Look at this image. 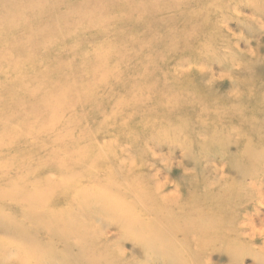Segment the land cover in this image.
Wrapping results in <instances>:
<instances>
[{
	"label": "bare ground",
	"instance_id": "obj_1",
	"mask_svg": "<svg viewBox=\"0 0 264 264\" xmlns=\"http://www.w3.org/2000/svg\"><path fill=\"white\" fill-rule=\"evenodd\" d=\"M2 1L21 2L0 0V12L3 11ZM28 1L34 4V0ZM174 1L167 12L160 1L159 8L153 10L156 15L160 11L166 14L167 19L172 18L171 24L168 25L170 29L163 26L167 24L165 19L160 18L161 24L157 25L148 21L144 17L145 13L142 16L144 25L156 27L155 33L161 32L163 35V39L157 38L158 51L145 49L147 55L152 57L151 62L160 60V63H164L166 60V55L160 56L158 53L162 51V45L170 44L174 47L171 52L175 54L168 57L166 64L157 66L161 67L156 72L160 78L156 85H151L152 88L156 87V93L149 94V86L141 89L142 93L136 102L141 105L140 114L130 113L126 102L129 103L131 98L125 101L126 98L123 100L122 97H115L119 105L115 110V105L112 104L111 110L115 112L110 110V116L106 118L112 143H106L107 149L100 151L104 165L97 167L96 163H99L100 159L96 158H91L88 165L90 169H94L91 174L94 175L93 187L100 190L101 199L94 206L98 210H104L108 225L113 224L135 235L136 238H131L130 241L134 249L142 248L139 251L140 260H145V263L149 260L146 255L153 252L150 264H245L246 256L253 259L254 264H264V213L261 211L264 210V158L260 159V156H264V145L256 144L264 143V110L255 109L253 94L246 85L241 84V88H238L230 83L228 89L223 91L212 77H207L206 66L216 51L205 52L201 56H188L189 53L185 52H188L190 46L182 39L185 33L188 34V31H185L187 26H184L185 30L178 29L183 27L180 25H183L184 21L188 24L197 18L196 23L203 24L209 20L214 27L218 26L217 31L221 30L220 25L224 19L232 15L235 17L232 7L245 4L255 14L253 21L248 20L246 26L250 22L264 34V0ZM88 2L92 0H84L81 4L82 7H87L85 11H71L69 19L60 22L57 34L59 37L47 28L31 36V29L24 27L23 22L13 24L22 18H17L12 11L7 13L9 24L4 28L9 31L8 34L22 30L23 36L16 38L7 35L8 38H4L0 34V57L12 54L23 57L22 52H27L28 55L31 51L36 53L38 47H47L44 52H39L33 57L31 63L20 66L22 70L16 76L19 80L13 81L0 72V77L10 80L5 82L0 79V178L4 174L11 176L16 172L24 176L18 189L7 180L10 183L8 188L11 187L10 207L17 206L21 212H26L32 202L44 206L39 213L33 214V211H30L33 215L30 217L31 222L29 218L19 223L16 220L0 223L5 233L13 237L19 233L28 236L35 243L36 247L30 252L31 260L28 261V258L24 257L28 263L46 264V257L40 254V250L44 251L39 247L42 243L45 244L46 251L52 252L53 256L58 258L61 255L60 244L71 237L87 243L85 249L92 257L84 259V251H79L78 255H74L79 258V264H140L129 263L126 257L130 254L119 244L112 247L106 245L105 234L103 236L101 233L90 232L88 227L93 226L89 225L90 223H83L81 230L74 231V221L64 219L63 215L59 214V190L61 181L65 180L62 175L66 171L59 165L62 163L59 161L62 153L60 129L67 125L68 116L75 117L76 105L85 108L94 103L93 99L98 98V93H90L88 88L71 90V87L77 85L78 79L77 70H74L78 60L74 52L94 51L93 39H79L82 40V36L92 31L97 36L102 33L105 35L108 32L106 27L110 26H102L95 20L86 21V25H83L86 12H97ZM51 12L47 13L50 18ZM174 23L178 27L173 26ZM176 27L178 30H175ZM146 34L149 33H144V36ZM61 42L66 45L56 48ZM74 45L76 47L71 52L70 48ZM255 47L257 46L251 43L254 53L257 51ZM256 54L261 59V56ZM157 55L160 59L156 58ZM104 56L98 53L89 54L81 59V64L86 66L90 61L106 58ZM205 62L208 64L205 65ZM187 66L190 67L189 70H184ZM101 72L100 70L99 73L90 74L92 79L89 78L88 81L96 79L102 82L105 74ZM83 73H80V81L84 77ZM117 88L116 91L121 93L126 92L127 87L123 88L122 85ZM97 90L100 92V89ZM110 93L113 94V89H110ZM134 95L136 97V94ZM163 115L176 121L179 119V127L182 129L173 128L168 130V133L179 131L181 136L186 132L189 138L205 137L206 144L202 145L199 141L198 148L202 150L206 145V150L190 154L186 165L183 163L184 168L180 167V176L169 175L171 172L175 173L173 167L150 151V137L142 135L143 132L152 133L153 130H146L152 128ZM194 126L198 127L197 132L194 130L198 135L193 134ZM135 133L138 136L134 137ZM77 138L74 141H80L79 136ZM194 141H187L189 152ZM210 148H214L215 150H212L215 152H211ZM233 150L237 154L230 157ZM147 153L152 155L154 162L152 159L142 161L143 157H148ZM84 156L81 163H86L88 155ZM77 157L75 160L78 162L81 157ZM215 158L219 159L220 167L213 163ZM158 160L163 163L162 166L157 167ZM257 162L258 169H255ZM79 166L75 167L78 169ZM84 170H87V167ZM32 175L40 182L31 184L28 177ZM47 179L51 181L49 185ZM70 182L66 181V184ZM12 196L20 198L19 201ZM45 200L46 203L42 204ZM27 215L29 216V212ZM93 218L97 219L98 214L95 213ZM94 220L91 221L92 224ZM29 225L33 228L26 232ZM128 233H121L119 239L126 240ZM0 252L11 254L13 250L0 248ZM213 259L217 261L214 262Z\"/></svg>",
	"mask_w": 264,
	"mask_h": 264
},
{
	"label": "rangeland",
	"instance_id": "obj_2",
	"mask_svg": "<svg viewBox=\"0 0 264 264\" xmlns=\"http://www.w3.org/2000/svg\"><path fill=\"white\" fill-rule=\"evenodd\" d=\"M83 1L84 0H48V2H46L43 0L42 2H39L38 0H34V4L28 3V0H21V2L2 1L1 8L3 11L0 12V34L4 38H8V36L21 38L23 36L22 30L14 31L13 33L10 32V34H8L9 31L4 28L7 24H9L7 21V13L12 11L16 14L17 18H22L15 21L13 24L23 22L24 27H28L29 29H31V36L37 35L43 28H47L55 35H57L60 30V22L67 21L69 19V14L71 13V11H77V9L80 11H85L87 9V7H82L81 4ZM159 1L160 3L162 2V5L159 4ZM51 2H56V4L52 5ZM174 2V0H100L97 2L92 0V2H88L90 7L96 8L97 12L93 14H89L88 12H86V17L84 18L83 25H86V21L91 22V20H95L98 21L96 23H101L102 26L105 24H110V26L108 25L106 27V30L108 32L105 35H103L102 33V35L99 34V36H97L94 31H92L90 33L87 32L84 36H82V40L79 39V41L93 39L92 43H95L94 51L88 53L86 50H84L79 53L78 50H75L74 54L76 56V59L78 60V63L74 70H77L76 76L78 77V79H76L77 85H75V87H71V90H75L76 88H88L90 93L94 94L96 91L98 93V98L93 99L94 103L87 105L85 108H82L81 106L78 107V105H76V103L74 102L76 105L77 113L75 117L68 116L67 125L61 127V132L59 133V137L62 142V145L60 144L62 153L59 157V161H61L62 163L59 165L63 166V169L66 170L65 174L62 175L65 180L61 181L59 190V196L61 198L59 214L63 215L64 219H71L74 221V231H77V229L81 230V225L83 223H90L89 225H93L92 227H88L89 231L95 232L96 234L101 233L103 236L105 234V239L107 242L106 245H110L112 247L119 244L120 246H122V249L130 254V256L126 257L129 263L138 262L140 264H150L154 253L152 252L151 255H146L149 259L147 263H145V260L141 261L139 251L142 248L139 247L140 249L138 250L134 249V245L130 241L131 238L132 240L136 238L134 237L135 235H133L132 232H126V230L122 229L121 227H115V225L113 226V224L108 225L104 218V210H98L94 206V204L98 203L99 199H101L99 196L100 190L97 187H93L95 186L92 180V177H94V175L91 174L94 169L91 168V170L88 165L91 158H96L98 160L100 159V162L96 163L98 164L97 167H102L104 165V160L102 161L100 151L107 149L106 146L108 145L106 143H112L111 139H109L111 130L108 128L109 126L107 124L106 118L108 117V115L110 116L111 105H115V110L119 105L118 102L116 103L115 97L119 99L124 98L123 100H125L126 98L125 101L131 98L129 103L128 101L126 102L130 108V113L135 112L140 114V112L142 111L141 105L140 103L136 102L142 93L141 89L143 87L149 86V94L156 93V87L152 88L151 85H156L158 78H160V75L158 77L156 72L157 70H160L159 68L161 67L157 66L167 63L168 57H172L171 55L175 54H172L171 52L174 47H172L170 44L162 45V51L158 53L160 56L162 54L164 56L166 55V60L164 61V63H160V60L157 62H151L152 57L151 55H147L145 49L158 51V48L156 47L158 44L157 38L163 39V35H161V32L155 33L156 27L151 28L152 26H149L148 24H145L147 27H144L145 25L141 20H144L142 16L145 13L144 17H146V19L151 23L154 22L153 24L157 23V25L161 24L159 20L160 18H162L163 20L165 19V22H167V24L163 26H168L172 18L167 19L166 14L160 11L157 12L156 15V12L153 10H156V8H159L158 6L161 5L162 7L165 6L164 9H166L167 12V10L172 6L171 4H173ZM241 6L234 5V7H232V12L235 17L232 15L224 19L222 22L223 26L220 25L221 30L218 31L216 29V27L218 26L214 27L209 20H206L207 22L203 24L201 22L199 24L196 23L198 22L196 21L197 18L195 21L191 20L193 24L190 23L191 21H189L188 24H185L186 21H184L183 25H180L183 27H178L177 25H175V23L172 25L177 26L181 31L185 29V31H188V34L185 33V35L182 36V39H185L190 46L187 49L188 52H185L189 53L188 56H201L204 55L205 52L212 53L216 51L214 52V54H212V59L213 57L216 58L213 60L211 59L209 64L208 62H205V65L208 64V66H206L208 73L207 77H212V79H214L218 83L216 85H218L219 88L223 91L228 89L227 86L230 85V83L237 85L238 88H241V84L246 85L249 89H251V93L253 94L255 109L258 111H263L264 34L260 30H257L255 26H253V24L250 22L246 26L248 20L253 21L255 14L251 11L249 6L245 4ZM192 7L193 6H191V8ZM50 11H52L51 18L47 16V13ZM256 17L259 18L258 16ZM184 26L187 27L184 29ZM177 27L175 28V30H178ZM36 29L39 32L36 31ZM144 33L149 34H146L147 36H144ZM57 36L59 37V35ZM203 42L206 43L202 44ZM251 43L257 46L255 47L257 48V51L255 53L251 48ZM42 44L46 45L47 43ZM74 44H76V42H74ZM63 45H66V43H58L55 47L58 48L62 47ZM76 45L71 46L72 49L70 48V51H74ZM84 46L85 44L82 47ZM165 46L167 47V49H165ZM215 46H218L219 48ZM45 48L47 47H38V51L36 53H32L31 51L30 53H28V55L27 52H22L21 55L23 57L13 54L0 57V72L3 73L4 76H9L10 79L14 81L17 74H19L22 70L20 66L30 62L33 57H36L39 54V52H44ZM96 53H98V55L103 54L106 58L94 62L90 61L89 64H86V66L81 64L82 58L87 57V55L89 54ZM256 53L261 56V59L257 57ZM159 55H157L156 58L160 59ZM189 68L190 67L187 66L184 70H189ZM83 69H86V71H82ZM100 70L102 71V74H105V79L103 77L102 82H99V80L96 79H93V81H88L89 78H91L90 74L94 75L95 73H99ZM81 72H84L82 74V77H84L80 81L79 79L81 77ZM213 73H215L216 76ZM0 79L1 81L5 82L10 81L5 77H0ZM16 80H19V78H17ZM122 85L123 88L124 86H126L128 89L125 88L126 92L121 91V93H118L116 89H118L117 87H120ZM97 89H100V92H98ZM110 89H113V94L110 93ZM134 94H136V97ZM133 98L135 100H133ZM75 105L73 104V108H75ZM148 108H150V106ZM115 110H111V112L114 113ZM158 120L152 128L146 130H153L152 133L143 132L142 135L148 138L150 137L149 139L146 138L149 140L150 151L156 153L158 156L163 158L165 162L167 161L170 167H173V171L175 173L171 172L172 174L170 173L169 175L171 176L175 174V176H180V173L182 172V170H180V167H182V169L184 168V164L188 162V157L190 158V154L202 152V150L204 149L206 150V145L203 146L202 150H200V147L198 148L199 141L202 142V145L206 144V142L204 141L205 137L201 136L200 139H198L197 137L189 138L187 137L186 132H184V135L181 136L179 134V131L177 133H172V131L168 133V130H171L173 128L181 129V127H179V119H177L178 121H176L163 115ZM75 122H77V124H75ZM194 130L197 132L198 127L194 126L193 128V134L198 135L197 133H194ZM82 131H84V133ZM137 133H135L133 136H138ZM78 136L80 138V141H74L78 139ZM82 137L84 140H82ZM191 139L192 141L195 140L193 142L195 147L192 144V148L189 152L186 144L187 141H191ZM82 144L86 145L82 146ZM256 144L257 146L264 145V143ZM212 149L215 150L214 148H210L211 152H215ZM91 150L92 152H90ZM93 152L95 153L93 154ZM143 154L145 155V152ZM143 154H141V156ZM233 154L235 155L237 154V152L233 150L229 156L233 157ZM77 156L81 157L78 162L77 160H75ZM83 156H87L86 163H81L83 162ZM261 157L264 158V156H260V159H262ZM149 159L153 160V157L152 155L148 154V157L145 159L143 157L142 161H147ZM213 163L215 165L217 164L219 167L221 166V163L217 158L214 159ZM162 164L163 163L160 162V160L156 161L157 167L162 166ZM76 165H80L78 169L77 167H75ZM84 167H87V170H84ZM255 169H258V162L256 163ZM47 173L48 170H46V174ZM6 175L4 174L0 178V223H6L9 220H16L17 223H19L22 220L29 219L31 216H33L31 215L30 211H33L34 214L35 212L39 213L44 209V206H38L33 202L29 204L28 210L26 212L24 210H22L24 212H21L19 209L20 207L17 206L10 207V203L12 204V202L10 201L11 187L8 188L10 184L8 181H11L10 185H14L16 189H18L20 187L19 185H21V180L24 179V176L18 175V172L13 173L11 176H8V174ZM28 178L31 184H33V182L35 181L40 182L38 178H36V176V179H34L33 175ZM72 179L74 181L70 182L69 180ZM66 181L70 183L66 184ZM50 183L51 181H49L47 185H49ZM105 183L107 184V182ZM72 184L76 186L73 187ZM13 188L14 187H12V190ZM12 197L17 198L16 200L18 201L20 199L18 197ZM45 203L46 200L44 202L42 201V204ZM261 211L262 213H264V210ZM27 212H29V216L27 215ZM95 213L98 214V218L94 220L93 217ZM51 214L53 215L52 212ZM31 219L32 218H30V222ZM92 220H94V224H92ZM30 222L29 224H31ZM30 226L32 225H29V228L26 232L31 231L33 226ZM3 228L0 227V248L12 249L13 252L11 254L0 252V264H36L33 262L28 263L24 260L25 257L28 258L27 260L29 261L30 252H32L36 247L35 243L31 239H29L28 236H23L19 233L17 234V236L14 235L13 237L12 235L5 233ZM63 230L64 229L62 227V232ZM65 232L68 231L65 230ZM121 233H128V235H126V240L121 241L119 239ZM86 244L87 243H84V241L69 237L65 240V243L60 244L59 248L61 255L58 256V258L53 256L52 252L46 251V249H44V243L41 244L43 247H39L40 249L43 248V252L46 253L44 256V253L40 250V254L42 253V256L46 257V264H79V258H77V256H74L78 255L77 253L79 251H84V259H92L89 252L85 249V247H87ZM247 257L248 256H246L245 264H254L253 259ZM213 261L216 262L217 260L213 259Z\"/></svg>",
	"mask_w": 264,
	"mask_h": 264
}]
</instances>
